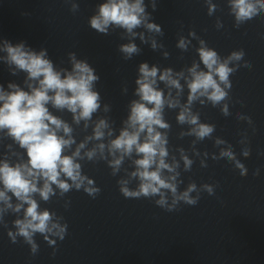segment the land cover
<instances>
[{
    "label": "clouds",
    "instance_id": "9594fccd",
    "mask_svg": "<svg viewBox=\"0 0 264 264\" xmlns=\"http://www.w3.org/2000/svg\"><path fill=\"white\" fill-rule=\"evenodd\" d=\"M66 2H70L71 12L79 11L75 0ZM204 3L209 16L219 10L213 0H204ZM149 6L152 12L156 11V0H149L147 4L145 0H103L96 5L88 24L103 35L110 34V30L122 29L121 38H127L129 42L120 44L118 51L129 60L141 52L133 42L137 37L143 44L150 43L153 50L164 47L155 38L163 36L164 32L154 21L152 12L147 11ZM227 7L237 28L264 14V0H227ZM215 27L218 30L223 27L219 18ZM141 28L145 31H136ZM145 32L151 35L146 36ZM188 37L199 44L195 48L199 59L193 60L190 67L174 71L171 67L149 66L147 62L139 64L133 93L136 98L127 104V115L121 121L118 134L115 121L108 115L111 105L102 103L96 87L100 76L87 59H78L75 52H69L70 68L58 67L49 58L47 49L36 51L23 41L12 44L3 40L0 53L4 55H0V62L8 66L13 76L20 72L26 74L22 85L9 82L5 89L0 84V144L6 139L11 141L4 145L6 151L0 155V225L8 229L5 216H16L11 221L13 227L7 231L12 243L22 238L30 246L31 255L35 256L39 251L35 241L37 234L50 246L56 245L57 239L64 240L68 229L64 217L49 208H42L41 202L49 203L53 197L64 198L72 190H83L95 199L101 189L83 171L84 162L103 161L114 177L123 172L117 180L123 197L152 199L155 205L168 212L179 210L181 202L197 205L201 191L214 195L215 185L208 183L198 187L191 181L183 191L180 190L183 183L181 162L183 171L189 172L194 160L183 147H170L171 125L165 119L166 110L179 109L176 121L188 127L178 135L179 138L194 137L191 141L193 155H201L195 148L198 142L211 139L214 147L220 149L218 155L211 154L212 159H227L241 176L247 175V168L237 158L233 146L213 135L216 125L202 122L200 112L193 109L196 103L210 104L218 107L223 116H230V77L241 66L250 68L251 64L244 61L243 49L222 57L195 31H189ZM191 42L181 36L176 47L187 51ZM168 56L169 53L164 52V57ZM185 88L187 96L183 101ZM127 91L125 85L122 92L127 94ZM53 110L69 113L71 123L54 114ZM236 118L249 125L253 123L251 117L239 112ZM73 125H82L85 134L79 141ZM239 143L244 146L241 148L243 156L249 157L251 150L247 146L246 133L242 134ZM14 144L22 151L14 150ZM175 152L179 153V159ZM203 155L207 157L209 153ZM258 155L264 156V152ZM125 162L128 167L124 166ZM200 166L207 167L205 160L200 161ZM259 174L257 168L253 175L258 177ZM134 182L135 187H132ZM70 203L65 200L64 208L67 209ZM55 251L54 248L53 256Z\"/></svg>",
    "mask_w": 264,
    "mask_h": 264
}]
</instances>
